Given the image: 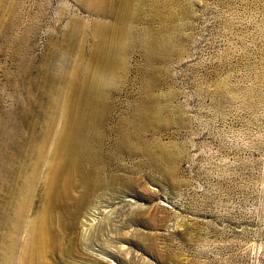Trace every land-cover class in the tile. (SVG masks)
Instances as JSON below:
<instances>
[{
  "label": "rangeland",
  "instance_id": "374dc122",
  "mask_svg": "<svg viewBox=\"0 0 264 264\" xmlns=\"http://www.w3.org/2000/svg\"><path fill=\"white\" fill-rule=\"evenodd\" d=\"M126 22L102 186L46 264H264V0H0V195L7 140L82 113Z\"/></svg>",
  "mask_w": 264,
  "mask_h": 264
},
{
  "label": "bare ground",
  "instance_id": "6f19581e",
  "mask_svg": "<svg viewBox=\"0 0 264 264\" xmlns=\"http://www.w3.org/2000/svg\"><path fill=\"white\" fill-rule=\"evenodd\" d=\"M126 25L109 42L111 52L97 66L96 75L86 78L88 99L82 113L63 115L61 129L56 117L37 119L38 132L27 133L16 143L7 140L0 195V264H46L47 255H59L63 246L70 254L75 247L79 211L102 186L103 87L119 67ZM77 188L81 192L73 210L71 196Z\"/></svg>",
  "mask_w": 264,
  "mask_h": 264
}]
</instances>
